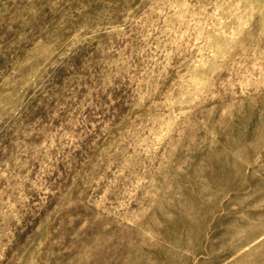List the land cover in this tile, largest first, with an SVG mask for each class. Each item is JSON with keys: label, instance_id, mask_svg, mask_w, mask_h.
Returning <instances> with one entry per match:
<instances>
[{"label": "rangeland", "instance_id": "rangeland-1", "mask_svg": "<svg viewBox=\"0 0 264 264\" xmlns=\"http://www.w3.org/2000/svg\"><path fill=\"white\" fill-rule=\"evenodd\" d=\"M0 264H264V0H0Z\"/></svg>", "mask_w": 264, "mask_h": 264}]
</instances>
